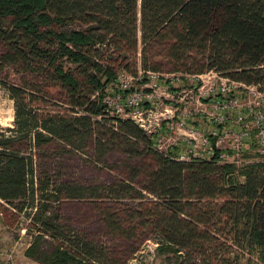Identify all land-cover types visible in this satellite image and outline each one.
I'll use <instances>...</instances> for the list:
<instances>
[{"label":"trees","instance_id":"trees-1","mask_svg":"<svg viewBox=\"0 0 264 264\" xmlns=\"http://www.w3.org/2000/svg\"><path fill=\"white\" fill-rule=\"evenodd\" d=\"M0 44L1 67L33 78L4 83L15 116L0 126V198L29 217L28 258L130 264L147 233L176 255L171 264H264V162L165 157L103 103L118 73L139 66L216 69L264 89V0H0ZM86 151L98 163L124 154L123 177L84 184L48 168L46 159ZM83 199L97 202L111 240L134 243L127 253L63 223L58 206Z\"/></svg>","mask_w":264,"mask_h":264},{"label":"built area","instance_id":"built-area-1","mask_svg":"<svg viewBox=\"0 0 264 264\" xmlns=\"http://www.w3.org/2000/svg\"><path fill=\"white\" fill-rule=\"evenodd\" d=\"M103 103L109 116L130 119L143 129L165 157L183 162L216 158L236 167L264 162V89L259 84L216 69L139 66L136 73H118Z\"/></svg>","mask_w":264,"mask_h":264},{"label":"rangeland","instance_id":"rangeland-1","mask_svg":"<svg viewBox=\"0 0 264 264\" xmlns=\"http://www.w3.org/2000/svg\"><path fill=\"white\" fill-rule=\"evenodd\" d=\"M4 47L0 44V53ZM170 69L169 66L164 67ZM22 78H32L29 73L24 72L20 65L1 67L0 64V126L13 127L14 102L4 86L5 82H19ZM53 108L58 109L57 103L64 100L61 91L55 89ZM61 98V99H60ZM52 152V150L50 151ZM48 160V168L62 171L63 177L69 180L78 181L84 184H111L115 180L122 178L126 171L125 164L128 158L119 152H111L104 162H96L91 158V152L66 154L56 156ZM97 202L91 199L66 201L58 206L62 221L66 225L73 227L78 232L87 233L90 237L108 245L112 250L118 249L128 252L134 243L124 240H111L106 234V227L101 219V211L98 210ZM106 205L117 207L115 201H106ZM124 203H132L126 200ZM29 217L18 213L11 205L0 200V264H40L25 255V250L29 245L32 236L27 233ZM150 236L146 233L140 238L137 246L140 248L136 253L130 255V264H171V260L176 259V255H162L157 251L158 237ZM50 247L49 244L46 245ZM126 255V254H125ZM172 259L169 260L168 257Z\"/></svg>","mask_w":264,"mask_h":264}]
</instances>
